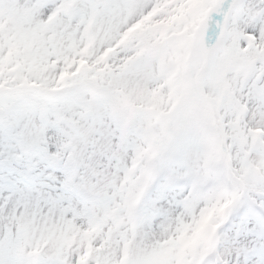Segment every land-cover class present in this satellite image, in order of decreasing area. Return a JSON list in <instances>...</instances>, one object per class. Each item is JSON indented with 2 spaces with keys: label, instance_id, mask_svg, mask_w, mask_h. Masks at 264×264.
Here are the masks:
<instances>
[{
  "label": "snow or ice",
  "instance_id": "obj_1",
  "mask_svg": "<svg viewBox=\"0 0 264 264\" xmlns=\"http://www.w3.org/2000/svg\"><path fill=\"white\" fill-rule=\"evenodd\" d=\"M0 264H264V0H0Z\"/></svg>",
  "mask_w": 264,
  "mask_h": 264
}]
</instances>
